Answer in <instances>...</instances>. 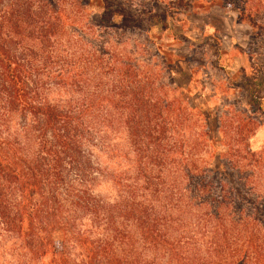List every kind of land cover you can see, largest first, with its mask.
<instances>
[{"label": "trees", "instance_id": "16d2710c", "mask_svg": "<svg viewBox=\"0 0 264 264\" xmlns=\"http://www.w3.org/2000/svg\"><path fill=\"white\" fill-rule=\"evenodd\" d=\"M197 1L97 0L100 19L82 30L124 32L128 19L139 27L143 17L163 30ZM221 3L251 27V44L264 43V0ZM83 4L90 1L0 0L3 229L44 264H264V151L250 149L247 129L225 136L222 120L212 129L204 113L192 133L182 100L161 97L131 58L86 47L75 29ZM245 83L254 107L262 81ZM119 128L130 170L110 175L118 193L109 202L94 193L107 177L97 156ZM218 144L219 170L210 162ZM63 209L77 262L52 251Z\"/></svg>", "mask_w": 264, "mask_h": 264}, {"label": "rangeland", "instance_id": "374dc122", "mask_svg": "<svg viewBox=\"0 0 264 264\" xmlns=\"http://www.w3.org/2000/svg\"><path fill=\"white\" fill-rule=\"evenodd\" d=\"M89 1V5H81L79 27L75 26L86 47L90 46L105 58L112 55L120 60L131 58L134 64L139 65L140 76H147V82L155 91L159 90L161 97L174 99L175 104L182 100L179 102L186 108L187 125L192 127V133L200 130L204 113L212 129H216L218 118L222 120L219 133L224 134L225 131V136L228 132L234 134L238 125L247 129L244 132L248 131L250 135V149L264 151V43L258 41L251 44L253 30L238 19L233 6L222 4L221 0H199L192 8L174 13L168 19V28L163 30L151 27L143 17L139 27H134L128 19L123 24L128 31L124 32L119 27L118 30H104L96 26L83 31L89 26V20L100 19L97 0ZM133 5L130 2L123 6L132 11ZM154 9L159 11L155 5ZM71 37L74 38L73 35ZM70 49L81 51L76 45ZM250 78L262 81L259 100L254 107L250 106L249 89L245 83ZM194 120L196 122L191 123ZM107 143L108 148H115L116 152L109 154V149L100 150L97 158L107 171V177L96 181L94 193L112 202L118 188L110 175L122 173L125 178L130 170L123 129L110 130ZM218 147L210 162L214 169L219 170L218 156L225 146L218 144ZM230 175L233 176L232 172H227L222 179ZM67 217L64 209L57 212L60 224L52 233V251L56 252L59 260L61 253L68 254L70 262H77L80 259L79 248L69 241V230L65 225ZM3 227L0 224V264L45 263L26 252L16 236ZM65 230L66 233L63 232ZM94 235H98L97 232Z\"/></svg>", "mask_w": 264, "mask_h": 264}]
</instances>
